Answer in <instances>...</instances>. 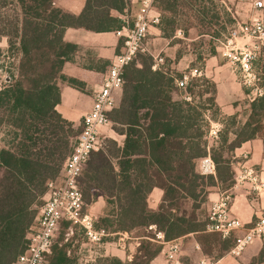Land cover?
Instances as JSON below:
<instances>
[{"label": "trees", "instance_id": "16d2710c", "mask_svg": "<svg viewBox=\"0 0 264 264\" xmlns=\"http://www.w3.org/2000/svg\"><path fill=\"white\" fill-rule=\"evenodd\" d=\"M131 1L86 0L75 16L55 8L53 0H0V41L6 39V54L17 56L15 75L9 74L7 84L0 89V127L10 128L15 136L12 143L0 147V264H17L25 252L38 200L45 195L47 183L59 177L81 130L80 125L64 120L55 110L60 103L58 81L76 87L75 80L61 75L73 52V47L63 41V33L67 28L117 31L122 24L111 11L122 13ZM183 2L154 0L153 8L160 15L157 26L165 39L178 29L168 14H178ZM182 76L140 52L124 69L119 103L108 113L114 131L124 136L123 143L107 141L102 150L90 155L79 188L83 214L98 195L104 198L106 208L95 218L96 230L107 234L141 232L136 233L140 241L131 260L101 257L95 264H150L161 251L157 234L169 241L188 233H205L208 214L200 222L198 213H202L212 188L226 182V189L233 186L234 150L264 138V95L247 104V119L239 124L238 112L221 115L212 82L211 105L220 123L232 121L235 129L221 130L215 146H209L201 127L205 124L208 128L210 118L205 121V113L192 111L191 101L184 100L198 82L208 81L193 77L186 87L179 88L176 81ZM206 157L215 166L214 176L196 172V163ZM155 187L163 191V197L153 211L147 198ZM70 224L73 222L62 219L58 229ZM216 235L206 233L199 238L204 249L210 237H217V255L203 251L213 258L221 257L236 240L233 237L227 245L228 238ZM61 240H53L41 264H77L69 244ZM263 260L264 249L250 264Z\"/></svg>", "mask_w": 264, "mask_h": 264}, {"label": "built area", "instance_id": "2783aa9c", "mask_svg": "<svg viewBox=\"0 0 264 264\" xmlns=\"http://www.w3.org/2000/svg\"><path fill=\"white\" fill-rule=\"evenodd\" d=\"M153 3L154 0H140V11L135 14L132 26L129 27L127 24L125 28L122 27L125 31L121 34L122 49L114 56L100 88L93 95L90 110L81 119L80 133L72 152L61 168L59 177L46 185V199L39 209L35 226L27 236L26 250L18 257L17 264H41L51 251L58 223L62 219L79 224L88 244L98 246L102 239L109 235L104 231L96 230L91 216L82 213L83 198L79 179L90 155L105 147L104 140L109 137L107 132L112 131L108 113L117 105L116 93L122 88L125 67L142 50V43L149 28L159 24L160 15L154 12ZM253 7L257 10L262 9L264 0H255ZM219 44L221 56L239 73L243 86L248 89V100L252 102L262 97L264 88L258 86L259 80L253 68L254 61L264 50L262 17L253 18L247 28L241 26L229 32L228 37ZM200 75L199 71L192 70L176 81L177 86L184 88L190 78ZM184 100L190 101V97H184ZM217 132L212 129L210 134L216 136ZM199 171L200 174L214 176L215 166L206 157L199 161ZM234 181L236 183L249 181L256 190L261 188L256 172L244 164L235 173ZM230 200L227 191H219L217 198L211 201L205 233L217 234L222 239H227L233 235V232L244 228L241 221L231 214ZM262 239H264V213L245 230L242 236L236 238L230 254L238 257L247 246ZM178 252V245L171 243L166 253L167 260L172 264H181L177 256Z\"/></svg>", "mask_w": 264, "mask_h": 264}, {"label": "crops", "instance_id": "0c3cea01", "mask_svg": "<svg viewBox=\"0 0 264 264\" xmlns=\"http://www.w3.org/2000/svg\"><path fill=\"white\" fill-rule=\"evenodd\" d=\"M85 1L53 0V5L64 13L77 16L81 13ZM153 10L157 13L154 8ZM139 11L140 0H132L128 9L122 13L111 11V16L117 18L122 27L125 28L129 20ZM122 27L113 32H92L76 28H67L64 31L63 41L73 47V52L63 64L61 75L76 81V87L70 86L65 81H58L60 103L55 107V110L64 120L79 126L83 115L90 110L94 93L100 88L114 56L122 49L121 41L123 38L121 34L125 32ZM148 33H152L157 39L165 40L167 46H172L173 37L165 39L157 25H152ZM168 49H171V47ZM182 58H179L176 64L177 70L182 68H188L186 71L192 70L191 66L183 65V67H180ZM199 72L204 78L215 84V102L221 115L228 117L237 113L239 110L238 104L242 101L244 93L235 83L236 72L234 69L228 63H221L214 56H210L205 59ZM119 98L120 96L116 97L117 105ZM107 133L109 137H119L121 139L119 145H122L124 136L118 135L113 129ZM232 159L234 173L244 164L256 172L258 181L261 183L259 190H256L253 183L249 181L243 183L234 181L233 186L230 188L231 200L229 207L231 214L244 225L243 229L233 232V237L236 239L242 236L245 230L264 213V138H256L241 144L240 147L234 150ZM195 169L196 172L200 173L199 161L196 163ZM219 191L218 187H215L213 191L208 193L207 201L201 208L203 211L198 213L200 222H203L206 218L207 207H210L211 201L217 198ZM162 197L163 191L158 187L153 188L147 198L148 208L156 211ZM105 208L106 203L103 196L98 195L88 209L87 214L98 217L103 214ZM201 235H206V233L193 232L164 241L163 236L160 233L157 234V243L161 246V251L150 264H172L166 257L171 243H175L179 247L177 256L181 264H250L252 260L258 258L264 249V239L256 240L247 246L238 257L230 254L231 247L221 257L213 258L203 252V246L199 241ZM139 241L140 237H137L133 232L131 234H109L98 245L97 248H100V250L94 253L96 255L99 253L100 258L111 256L123 262L129 261L138 247ZM83 246L84 244L79 247L80 251ZM90 246L96 248L94 245ZM89 258L80 259L79 261L83 264H91L96 260V257L92 258L91 255ZM260 264H264V260Z\"/></svg>", "mask_w": 264, "mask_h": 264}, {"label": "rangeland", "instance_id": "374dc122", "mask_svg": "<svg viewBox=\"0 0 264 264\" xmlns=\"http://www.w3.org/2000/svg\"><path fill=\"white\" fill-rule=\"evenodd\" d=\"M184 1V7L179 8L178 14H168V17H172L176 20V26L178 29L173 33V39L171 41L172 46H167L165 40H160L155 38L152 33H147L145 39L142 43V50L140 53L150 55L153 57L156 65L164 68H168L174 73L184 75L188 73V68H180L177 70L176 64L179 58H182L183 65L188 67H193V69L199 71L204 65L205 59L210 57L211 53L221 63H228V61L221 56L220 53V41H223L228 37V33L239 27H249L250 22L253 18L262 17L264 20V7L260 10H257L253 7L255 0H182ZM187 1V2H186ZM132 17L128 26H132ZM180 31V34H178ZM171 47V49H168ZM7 42L6 39L0 41V89L3 88L8 82V75L15 73V67L17 63V56L15 54H6ZM212 57V56H211ZM229 64V63H228ZM254 71L258 77V86H263L264 88V50L256 58L253 65ZM235 71V70H234ZM235 83L241 88L244 93L243 99L240 102V108L238 110L237 122L243 124L248 115L247 104L251 103L247 95L249 93L246 89L240 78V75L235 71ZM15 75V74H14ZM195 78H203L202 75ZM179 80V79H177ZM207 84H204L202 81L198 82L196 86L191 88L190 96V105L193 108L192 111L205 113L203 118L207 121V118H210V124L207 128V125L202 124L201 130L206 131V142L209 146H215L219 138V132L221 130L227 129L228 131H233L234 126L232 121L220 123L221 119L219 115L216 114L214 106H212L210 100L213 97V85L212 81L206 79ZM6 81V82H5ZM182 95H186L184 91L180 92ZM120 96V92L117 91L116 97ZM246 96V97H245ZM186 110V109H184ZM227 117V116H225ZM113 129V126H112ZM214 129L218 131L216 136L210 134V131ZM114 130V129H113ZM14 132L5 126L0 127V147L2 145H7L14 141ZM232 138V137H231ZM107 141H114L118 145L121 144V139L117 136L107 137L104 140V143L107 144ZM229 182L219 185L218 189L223 192L227 191L230 193L228 187ZM212 188L210 191H213ZM46 199V194L38 200L39 206L36 209V215L33 220L32 226H35L36 218L38 217L39 209L43 205L44 200ZM209 207H207V214ZM94 226L97 224L95 222V215H92ZM76 225V226H75ZM82 228L79 224H70L67 228L62 226L58 229L55 242L59 243L61 240L62 243L69 244L68 249L71 251V257L76 258L77 264L80 263V259H90L96 257V260L99 259V253L96 255L94 252L100 250L98 246L94 245L96 248L90 246L93 244L87 245V240L84 238L82 233ZM136 234L137 232H133ZM141 232H138L139 234ZM216 235V234H215ZM217 236V235H216ZM220 236L218 235V238ZM229 240L225 243L231 245L233 242V236L228 238ZM217 237L209 238L206 241V246L203 251L211 253L213 256L217 255V250L215 251V245H217ZM79 244V245H78ZM84 244L83 248L76 250V246L79 247ZM86 244V245H85ZM226 246V245H224ZM223 247V245H222ZM108 258L111 256H107ZM96 260L91 263L95 264Z\"/></svg>", "mask_w": 264, "mask_h": 264}]
</instances>
